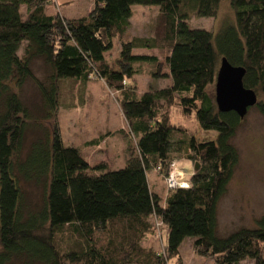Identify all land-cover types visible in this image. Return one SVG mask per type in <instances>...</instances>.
Segmentation results:
<instances>
[{"label":"trees","instance_id":"trees-1","mask_svg":"<svg viewBox=\"0 0 264 264\" xmlns=\"http://www.w3.org/2000/svg\"><path fill=\"white\" fill-rule=\"evenodd\" d=\"M221 1L92 0L86 15L70 18L50 12L52 0H0V264H181L186 237L213 264H264V214L255 227L217 234V207L239 161L232 138L246 115L219 111L208 91L225 57L245 69L243 85L257 95L248 111L264 114V0H227L235 23L216 33L188 24L192 17H216ZM133 5L159 6L158 38L122 39ZM114 39L120 43L117 69L105 58ZM158 46L167 52L162 60L133 52ZM35 59L49 67L48 84L34 75ZM150 62L156 64L152 77L172 83L138 96L126 79L141 73L138 64ZM92 78L120 93L136 143L117 169L103 163L88 169L81 150L63 143L56 124L49 130L42 124L55 117L60 82ZM27 80L43 102L42 123L32 119L21 96ZM174 107L213 137L198 140L174 125ZM33 121L45 131L29 138ZM173 153L191 162L194 172L189 186L160 195L147 172L165 179ZM33 191L40 195L35 205L27 201ZM157 222L166 235L160 250L143 243L158 232Z\"/></svg>","mask_w":264,"mask_h":264},{"label":"rangeland","instance_id":"rangeland-1","mask_svg":"<svg viewBox=\"0 0 264 264\" xmlns=\"http://www.w3.org/2000/svg\"><path fill=\"white\" fill-rule=\"evenodd\" d=\"M85 0H79L78 6ZM60 7H63L61 4ZM92 7V6H91ZM159 6L133 5L130 17V26L122 39L134 37H159ZM57 10L51 7L50 12ZM64 10L62 9V12ZM64 13V12H63ZM83 15V14H77ZM235 16L227 0L221 1L216 17H192L188 24L194 28H205L216 33L226 25L234 24ZM160 44V43H159ZM120 51V43L113 40L112 49L105 54L109 65L117 69L115 61ZM146 52L162 60L167 53L160 46L154 49H134L133 52ZM141 73L126 79V88H131L136 95H141L149 89L161 88L170 85V77H152L149 73L155 70V62L137 65ZM32 70L36 78L43 84L49 83L50 69L41 60L32 62ZM167 71L166 67L163 72ZM60 103L55 117L50 115L47 121L44 118V107L34 82L25 81L21 87V96L31 109L32 119L43 122L48 130L57 125L64 144H72L81 150L87 167L103 163L107 168L117 169L123 167L127 155V148L135 146L130 135L128 124L121 112L120 93L108 89L99 78L77 82L66 80L60 82ZM214 95V84L208 88ZM171 122L181 125L188 132H194L198 140L212 138L201 131L193 115L183 117L178 108H172ZM42 120V121H41ZM33 121L28 128V137L41 134L45 128ZM92 139L103 140L98 145H91ZM232 143L239 153V161L235 166L233 176L228 184L225 195L220 200L217 216V234L225 236L241 227H255V221L264 214V114L252 108L244 117L237 129ZM175 161L180 180L190 181L194 165L181 155L173 153L171 159ZM147 178L152 188L160 195L167 191L165 179L157 171L151 169ZM27 201L35 205L39 202V193H28ZM156 234L152 233L144 238L145 246H152L160 250L166 242L165 229L161 228ZM193 239L186 237L179 246L181 264H213V261L198 255L192 246ZM242 264H247L243 262Z\"/></svg>","mask_w":264,"mask_h":264},{"label":"water","instance_id":"water-1","mask_svg":"<svg viewBox=\"0 0 264 264\" xmlns=\"http://www.w3.org/2000/svg\"><path fill=\"white\" fill-rule=\"evenodd\" d=\"M244 74L242 66H233L225 57L221 58L214 84V101L219 111H234L243 118L248 109L255 106L257 95L254 90L244 87Z\"/></svg>","mask_w":264,"mask_h":264},{"label":"crops","instance_id":"crops-1","mask_svg":"<svg viewBox=\"0 0 264 264\" xmlns=\"http://www.w3.org/2000/svg\"><path fill=\"white\" fill-rule=\"evenodd\" d=\"M52 1L54 3L53 6H55L57 11H59L61 13V15L66 16V17H70V18H77L80 16H84L92 8L91 7L92 6V0H85L84 4H82L80 6H78L79 0H52ZM61 4L63 5V7H60ZM62 9L64 10L63 11L64 13L62 12ZM77 14H83V15H77ZM134 53L148 55L146 52H138L137 51ZM95 140L96 139H92L89 143L93 145L94 144L93 142H95ZM102 141H104V139ZM153 190L156 191V189H154V188H153Z\"/></svg>","mask_w":264,"mask_h":264},{"label":"built area","instance_id":"built-area-1","mask_svg":"<svg viewBox=\"0 0 264 264\" xmlns=\"http://www.w3.org/2000/svg\"><path fill=\"white\" fill-rule=\"evenodd\" d=\"M176 163L175 161H172L170 164V170L168 172V175L165 178V184L167 189L176 188V187H187L190 184V181H181L179 178V174L176 171ZM157 226H159V222L156 223Z\"/></svg>","mask_w":264,"mask_h":264}]
</instances>
